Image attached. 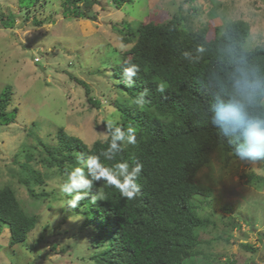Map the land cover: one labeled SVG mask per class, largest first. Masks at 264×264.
I'll list each match as a JSON object with an SVG mask.
<instances>
[{
  "label": "trees",
  "instance_id": "trees-1",
  "mask_svg": "<svg viewBox=\"0 0 264 264\" xmlns=\"http://www.w3.org/2000/svg\"><path fill=\"white\" fill-rule=\"evenodd\" d=\"M40 1L18 0V6L30 10ZM97 1L63 0L62 14L87 17ZM113 1L121 8L133 0ZM17 17L16 13L6 18L0 15V25L14 27ZM118 29L122 42L132 43L114 66L115 77L128 98L114 102L120 114L115 123L102 121L107 137L88 145L60 127L57 144L38 139L44 170L33 166L35 154L30 151L19 166L17 179L32 198L40 200L48 193L36 188L44 186L55 173L65 183L76 167H83L88 177L82 158L98 155L105 167L113 169L117 163L127 162L129 172L134 161H139L143 169L136 181L140 193L135 199L122 197L117 188L100 180L73 209L81 211L84 225H96L98 240L94 245H104L93 255L96 264H196L195 258L204 255L199 249L203 243L199 230L210 221L198 213L195 197L211 193V188L196 177L217 148L223 147L237 157L234 149L244 146L242 129L233 131L217 118L221 107L240 103L249 119L264 120V46L246 47L250 26L244 20L196 27L179 12L161 22L124 21ZM130 64L139 67L131 87L122 75L123 68ZM242 73L258 82L250 94H241L235 87ZM73 78L85 88L88 101L99 107L90 85ZM160 86L164 92L158 91ZM12 95L11 86L0 93L2 125L15 121L16 112L7 110ZM109 124L125 132L132 127L136 136V143H122V151L112 160L100 155L111 144ZM242 176L249 181H264V176L255 173ZM71 198L67 194V202ZM37 221L38 215L29 213L11 185L0 187V234L4 225L9 227L10 246L26 241ZM226 264H234V260Z\"/></svg>",
  "mask_w": 264,
  "mask_h": 264
},
{
  "label": "rangeland",
  "instance_id": "rangeland-1",
  "mask_svg": "<svg viewBox=\"0 0 264 264\" xmlns=\"http://www.w3.org/2000/svg\"><path fill=\"white\" fill-rule=\"evenodd\" d=\"M62 1L41 0L28 10L18 0H0V15H18L14 27L0 25V93L12 87L7 110L16 112L14 122L0 124V187L11 185L29 213L38 215L28 239L15 246L4 225L0 264H96L93 255L104 245H94L96 225H84L81 211L68 207L62 176L55 173L36 188L48 193L40 200L17 178L30 151L33 166L44 170L38 139L57 144L60 127L88 145L107 137L102 121L115 123L120 114L114 102L128 98L114 74L132 45L122 42L118 28L124 21L161 22L178 12L196 27L244 20L250 26L246 47L264 46V0H133L121 8L98 0L84 18L64 17ZM73 76L90 85L99 107ZM249 173L264 176V159L247 164L223 147L199 171L197 181L211 193L195 197L198 213L210 221L199 230L204 255L196 264H264V181L242 176Z\"/></svg>",
  "mask_w": 264,
  "mask_h": 264
},
{
  "label": "clouds",
  "instance_id": "clouds-1",
  "mask_svg": "<svg viewBox=\"0 0 264 264\" xmlns=\"http://www.w3.org/2000/svg\"><path fill=\"white\" fill-rule=\"evenodd\" d=\"M187 55L188 53L185 52L184 56ZM138 71L139 67L134 64L123 68V80L127 86L131 87L135 84L133 77H136ZM235 87L241 94H250L258 87V82L255 79H250L246 73H242L241 78L236 80ZM158 91L164 92L163 86H160ZM217 118L233 131L238 128L242 129L244 146L242 149H234L241 162L254 165L256 161L264 159V120L249 119L244 112L243 105L240 103L221 107L217 113ZM108 128L111 130V144L100 155L107 160H112L116 153L122 151L120 145L125 142L135 144L136 136L132 127H129L127 132L118 126L113 129L111 124L108 125ZM81 163L87 168L88 177L84 175L83 167H76L69 174L68 180L61 186V191L72 197L67 202L69 208H77L80 201L84 200L86 194L93 188L94 182L100 180L117 188L121 196L129 200L135 199L140 193V186L136 181L143 165L139 161H134L135 166L132 167L130 172L127 162L117 163L114 169L108 168L100 162V156L98 155L82 158ZM121 176L123 180L119 179ZM73 193L75 194L73 195ZM93 203H95L94 199Z\"/></svg>",
  "mask_w": 264,
  "mask_h": 264
}]
</instances>
